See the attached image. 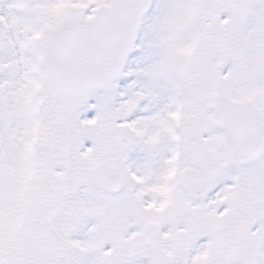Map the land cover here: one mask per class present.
<instances>
[{"label":"snow or ice","instance_id":"obj_1","mask_svg":"<svg viewBox=\"0 0 264 264\" xmlns=\"http://www.w3.org/2000/svg\"><path fill=\"white\" fill-rule=\"evenodd\" d=\"M0 264H264V0H0Z\"/></svg>","mask_w":264,"mask_h":264}]
</instances>
